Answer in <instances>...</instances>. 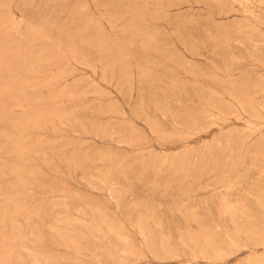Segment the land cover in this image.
Returning <instances> with one entry per match:
<instances>
[{
    "label": "rangeland",
    "instance_id": "374dc122",
    "mask_svg": "<svg viewBox=\"0 0 264 264\" xmlns=\"http://www.w3.org/2000/svg\"><path fill=\"white\" fill-rule=\"evenodd\" d=\"M0 264H264V0H0Z\"/></svg>",
    "mask_w": 264,
    "mask_h": 264
},
{
    "label": "bare ground",
    "instance_id": "6f19581e",
    "mask_svg": "<svg viewBox=\"0 0 264 264\" xmlns=\"http://www.w3.org/2000/svg\"><path fill=\"white\" fill-rule=\"evenodd\" d=\"M20 71V70H19ZM205 96H206V98H205V103H208V104H210L211 105V103H212V100H211V95L209 94V91H207L206 92V94H205ZM213 99H214V97H213ZM214 103L215 104H213V105H216L217 103H216V101H214ZM3 113V112H2ZM11 113V112H10ZM11 121H13V120H11ZM260 202H262V201H260ZM28 213V212H27ZM29 214V213H28ZM5 216V215H4ZM140 221V220H139ZM139 232H140V234L141 235H145V233H144V231H143V229L142 228H140L139 227ZM17 241V240H16ZM231 243V242H230ZM27 248H29V247H27ZM170 254V253H169Z\"/></svg>",
    "mask_w": 264,
    "mask_h": 264
}]
</instances>
